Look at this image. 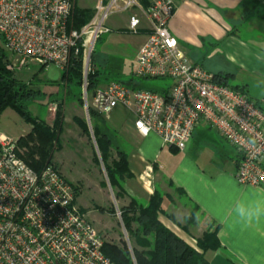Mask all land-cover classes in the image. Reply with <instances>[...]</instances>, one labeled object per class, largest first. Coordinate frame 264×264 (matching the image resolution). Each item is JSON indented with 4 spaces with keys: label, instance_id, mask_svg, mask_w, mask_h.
<instances>
[{
    "label": "built area",
    "instance_id": "1",
    "mask_svg": "<svg viewBox=\"0 0 264 264\" xmlns=\"http://www.w3.org/2000/svg\"><path fill=\"white\" fill-rule=\"evenodd\" d=\"M74 0H0V39L23 67L28 62L66 69L82 53L85 111L107 119L117 108L133 117L142 136L184 151L196 127L204 124L240 155L239 185L264 189V111L245 92L219 84L213 73L192 62L169 32L171 0L144 9L140 0H99L93 16L79 30L70 19ZM129 13L127 31L148 35L135 57L131 78L159 80L148 90L110 82L88 91L90 57L95 42L110 32L107 21ZM264 102V101H263ZM120 220V213L116 210ZM104 241L75 206L73 187L50 165L31 169L17 143L0 135V264H114L102 252Z\"/></svg>",
    "mask_w": 264,
    "mask_h": 264
},
{
    "label": "crops",
    "instance_id": "2",
    "mask_svg": "<svg viewBox=\"0 0 264 264\" xmlns=\"http://www.w3.org/2000/svg\"><path fill=\"white\" fill-rule=\"evenodd\" d=\"M155 1L140 3L146 9ZM171 1L174 12L168 29L181 51L210 73L229 74V82L234 83L231 86L244 87L248 98L264 111V47L255 48L233 32L234 26L248 22L238 17L239 12L262 8L264 0ZM98 2L74 0V8L94 11ZM110 22L113 25L114 21ZM127 23L123 27L126 31ZM148 32V23L142 18L133 41L134 62ZM243 73L257 81L258 91L242 78ZM126 114L129 117L107 124L115 146L127 157L130 173L122 181L124 194L118 199L114 196L115 200L124 202L123 206L133 200L139 207H146L156 196L160 201L158 222L195 250L199 240L215 232L219 247L204 253L209 264H264V220L245 226L231 212L239 199L264 198L260 188L236 182L237 151L204 124L195 128L186 149L179 151L162 145L155 135L142 137L133 127V117ZM106 185L114 195L107 179L102 183Z\"/></svg>",
    "mask_w": 264,
    "mask_h": 264
},
{
    "label": "rangeland",
    "instance_id": "3",
    "mask_svg": "<svg viewBox=\"0 0 264 264\" xmlns=\"http://www.w3.org/2000/svg\"><path fill=\"white\" fill-rule=\"evenodd\" d=\"M240 16L248 22L233 27L235 36L255 48L264 47V7H256L254 11L241 10L238 17ZM128 17V12L110 17L107 26L110 29L112 28L110 26H113L114 29L94 44L89 67L91 73L99 71L101 84L96 88H103L110 82H126L132 75L135 67L133 41L136 34L123 29ZM110 20L114 21L113 25ZM116 27L121 29L117 30ZM5 51L6 58L3 63L6 70L35 93V96L26 103L30 115L51 129L55 121L60 118L48 163L75 189V206L93 223L104 242L116 244L125 242L130 246V238L122 221L117 218L116 212H112L113 214L108 212L109 209L116 211L124 207L125 203L115 200L107 185L102 186L103 181L107 179V173L92 128L97 122L94 117L90 118L82 101V62L79 86L72 88L69 95L60 77L62 72H66L72 65L71 62L63 70L54 65H48L43 70L36 62H28L21 67L17 58ZM244 74L242 78L249 80L251 88L258 91L260 88L257 86V81L248 76L250 74ZM160 83L159 80H141L138 85L144 89L156 90L160 87ZM229 84L234 83L229 82ZM79 97L81 103L78 102ZM126 113L125 110L117 108L107 124H112L115 119L123 116L124 119L129 117ZM75 119L81 120L86 125L87 134L82 131ZM30 130V123L12 109H5L0 114L1 136L16 141ZM17 147L19 154L25 157L27 149L19 144ZM95 206L102 207L106 211L101 212Z\"/></svg>",
    "mask_w": 264,
    "mask_h": 264
},
{
    "label": "trees",
    "instance_id": "4",
    "mask_svg": "<svg viewBox=\"0 0 264 264\" xmlns=\"http://www.w3.org/2000/svg\"><path fill=\"white\" fill-rule=\"evenodd\" d=\"M92 16L93 11L74 8L70 24L73 29L79 30ZM0 45V114L9 108L30 123V132L18 138L16 143L27 149L26 156L23 157L19 154L20 158L31 169L38 172L46 164H49L50 152L53 141L56 139V130L60 125V118L55 121L51 129L30 115L26 103L35 96V93L28 89L26 84L17 81L12 73L6 70L3 63L6 58V51L1 39ZM81 58L82 53L80 51L76 57H72V65L68 67L66 72H62L60 77L69 95L72 88L79 86ZM44 68L40 66V69L44 70ZM213 75L219 84L245 92L244 87L229 84V74L215 73ZM87 81L88 91L91 92L101 84L99 71L89 73ZM122 83L132 87L134 85L139 86L138 83H133L131 76ZM78 102H82L80 97ZM88 112L90 118L94 117L97 122L92 128L102 163L106 168L108 182L114 191L115 198H121L124 194L122 181L124 178L130 177L127 157L115 146L111 130L105 119L90 108ZM75 122L85 134L88 133L86 125L81 120L75 119ZM30 143L32 145H29ZM74 197H76L75 189ZM159 205V199L154 196L146 207H139L136 202L131 200L127 206L119 208L120 220L130 238V246L125 242L119 244L104 242L103 254L114 264H209L204 258V253L219 247L216 233L206 234L197 242V249L195 250L184 244L158 222ZM97 210L105 211L101 207H97ZM108 212L115 213L116 211L109 209Z\"/></svg>",
    "mask_w": 264,
    "mask_h": 264
},
{
    "label": "clouds",
    "instance_id": "5",
    "mask_svg": "<svg viewBox=\"0 0 264 264\" xmlns=\"http://www.w3.org/2000/svg\"><path fill=\"white\" fill-rule=\"evenodd\" d=\"M264 194V189L260 190ZM231 212L245 226H253L264 220V198L256 200L239 199Z\"/></svg>",
    "mask_w": 264,
    "mask_h": 264
}]
</instances>
